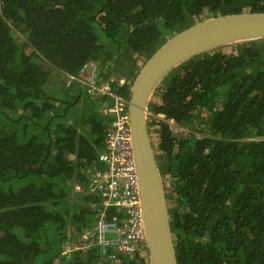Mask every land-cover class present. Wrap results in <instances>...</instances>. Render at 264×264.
I'll list each match as a JSON object with an SVG mask.
<instances>
[{
  "label": "trees",
  "instance_id": "obj_1",
  "mask_svg": "<svg viewBox=\"0 0 264 264\" xmlns=\"http://www.w3.org/2000/svg\"><path fill=\"white\" fill-rule=\"evenodd\" d=\"M244 11L264 0H0V264H149L145 243L113 262L70 251L97 218L87 181L111 115L67 75L93 61L132 82L169 36ZM147 108L187 129L145 121L177 263L264 264V37L184 60Z\"/></svg>",
  "mask_w": 264,
  "mask_h": 264
},
{
  "label": "built area",
  "instance_id": "obj_2",
  "mask_svg": "<svg viewBox=\"0 0 264 264\" xmlns=\"http://www.w3.org/2000/svg\"><path fill=\"white\" fill-rule=\"evenodd\" d=\"M67 76L88 95L107 96L110 103L108 100L105 102L106 111L111 115L103 147L98 154L102 167L90 171L87 181V192L99 200L98 204H89L96 210L97 218L92 226L79 233L70 230L76 235L70 251L73 248L85 254L88 249L96 247L102 261L113 262L119 252L131 255L142 249L145 243L139 179L128 124L129 96L116 91L124 85L130 89L132 82L125 76L99 75L98 65L93 61L85 62L76 75ZM148 115L170 124L174 135L186 134L187 129L172 118L165 119L164 114H154L149 109ZM79 189L75 184L74 190ZM109 208L113 209L110 215L107 214Z\"/></svg>",
  "mask_w": 264,
  "mask_h": 264
},
{
  "label": "water",
  "instance_id": "obj_3",
  "mask_svg": "<svg viewBox=\"0 0 264 264\" xmlns=\"http://www.w3.org/2000/svg\"><path fill=\"white\" fill-rule=\"evenodd\" d=\"M264 37V11H244L196 21L169 36L143 62L129 92V127L134 148L149 264H178L159 172L147 125V102L159 80L184 60L222 45Z\"/></svg>",
  "mask_w": 264,
  "mask_h": 264
},
{
  "label": "rangeland",
  "instance_id": "obj_4",
  "mask_svg": "<svg viewBox=\"0 0 264 264\" xmlns=\"http://www.w3.org/2000/svg\"><path fill=\"white\" fill-rule=\"evenodd\" d=\"M140 63L142 64V62H140ZM115 75H118V74H115ZM148 118H149V115H148ZM150 118H152V116ZM151 140H152V144L154 146V143L156 142V135H155V133L154 134H151Z\"/></svg>",
  "mask_w": 264,
  "mask_h": 264
},
{
  "label": "clouds",
  "instance_id": "obj_5",
  "mask_svg": "<svg viewBox=\"0 0 264 264\" xmlns=\"http://www.w3.org/2000/svg\"><path fill=\"white\" fill-rule=\"evenodd\" d=\"M133 81V80H132ZM148 117V116H147Z\"/></svg>",
  "mask_w": 264,
  "mask_h": 264
}]
</instances>
